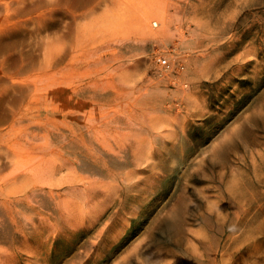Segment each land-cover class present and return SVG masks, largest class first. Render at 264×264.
<instances>
[{"label":"rangeland","instance_id":"obj_1","mask_svg":"<svg viewBox=\"0 0 264 264\" xmlns=\"http://www.w3.org/2000/svg\"><path fill=\"white\" fill-rule=\"evenodd\" d=\"M0 132V264H250L264 0H0Z\"/></svg>","mask_w":264,"mask_h":264},{"label":"bare ground","instance_id":"obj_2","mask_svg":"<svg viewBox=\"0 0 264 264\" xmlns=\"http://www.w3.org/2000/svg\"><path fill=\"white\" fill-rule=\"evenodd\" d=\"M105 1V0H104ZM114 1V0H113ZM115 2L116 3H118V4H120V2H121V0H115ZM96 4H98V3H96ZM158 16L159 17H162V18H160V19H163V16H160L159 14H158ZM163 22H164V19L162 20ZM153 24H156V25H158L159 26V23H158V20H154L153 21ZM151 25V22L148 24V26H150ZM151 27V26H150ZM149 27V28H150ZM151 29V28H150ZM155 30V29H154ZM35 85H36V82H35ZM88 115V114H87ZM88 120V119H87ZM21 127H22V125H21ZM14 128H16V127H14ZM13 128V129H14ZM23 128V127H22ZM26 129V128H25ZM22 130V129H21ZM20 130V131H21ZM11 131V130H10ZM24 131V130H23ZM8 132H9V130H8ZM26 132V131H25ZM28 132V131H27ZM9 134V133H8ZM21 134V133H20ZM23 134V133H22ZM24 135V134H23ZM0 136H2L3 137V133L2 132H0ZM1 137V138H2ZM18 137V136H17ZM36 137V136H35ZM23 138V137H22ZM18 139H20V137L18 138ZM27 140H28V136H27V138H26ZM16 140H17V138H16ZM31 140L33 141V139L31 138ZM30 140V141H31ZM18 141V140H17ZM24 142V141H23ZM26 142V141H25ZM36 143V142H35ZM34 143V144H35ZM15 144V143H14ZM27 144H28V142H27ZM51 144V143H50ZM20 145H21V143H20ZM36 145V144H35ZM44 145V144H43ZM46 145V144H45ZM52 145V144H51ZM17 146V145H16ZM25 146H27V145H25L24 144V147ZM39 146V145H38ZM13 147H15V146H13ZM12 147V148H13ZM40 147V149H41V145L39 146ZM22 148H23V145H22ZM21 148V149H22ZM44 148V147H43ZM46 148V147H45ZM15 149H17V147L15 148ZM43 150V149H42ZM14 152V151H13ZM56 163H58V162H56ZM15 164H19V163H15ZM50 165L51 164H53V162L52 163H49ZM54 164H55V162H54ZM55 165H57V164H55ZM60 165H62V163L60 164ZM43 166H44V164H43ZM54 166V165H53ZM49 167V166H48ZM52 167V166H51ZM52 169V168H51ZM1 170V169H0ZM24 170L26 171V172H29V169L28 168H26V169H23V170H19L20 172H24ZM28 170V171H27ZM42 170V166H41V164H37V165H35V166H32V167H30V172L31 173H34V176H37V174H39L40 173V171ZM12 171H15V169L14 170H12ZM18 171V172H19ZM1 172V171H0ZM51 172V171H50ZM17 172H15L13 175H9V176H13V177H15L14 175L16 174ZM50 174V173H49ZM17 175V174H16ZM22 175H24V173L22 174ZM43 175V174H42ZM41 174H40V177L42 176ZM46 175V174H45ZM17 176H19V175H17ZM0 177H1V175H0ZM7 177L8 176H6V179H7ZM11 177H9L8 179H10ZM39 177V178H40ZM86 177V176H85ZM3 178H4V176H3ZM2 178V179H3ZM33 178V177H32ZM35 178V177H34ZM33 178V179H34ZM43 178H45V177H43ZM89 178V177H88ZM6 179H4V181L6 180ZM19 179H20V177H19ZM90 179V178H89ZM18 180V179H17ZM25 180V179H24ZM27 180V179H26ZM7 181V180H6ZM10 181V180H9ZM8 181V182H9ZM33 181V180H32ZM11 182V181H10ZM20 182V181H19ZM41 182V181H40ZM7 183V182H6ZM6 186H7V184H6ZM54 191V190H53ZM52 191V192H53ZM5 192V191H4ZM24 193H25V191H24ZM23 192H22V195L24 194ZM18 194V193H17ZM27 194V193H26ZM53 195V194H52ZM21 197H23V196H21ZM13 198V197H12ZM9 202V201H8ZM10 205H11V203H10ZM12 208V207H11ZM90 208H92V207H90ZM78 209V208H77ZM89 209V208H88ZM74 210V209H73ZM80 210H82V209H80ZM73 214V213H72ZM85 214V213H84ZM10 215V214H9ZM13 216V215H12ZM80 217V216H79ZM70 218H72L71 217V215H70ZM85 218V217H84ZM177 218V217H176ZM5 219V218H4ZM7 219V218H6ZM5 219V220H6ZM86 219V218H85ZM78 220V219H77ZM68 221V220H67ZM71 222H73L72 220H70ZM74 221H75V219H74ZM70 222V223H71ZM78 224V223H77ZM55 226V225H54ZM259 227V229H264V227H263V225H259L258 226ZM80 228V227H79ZM103 231V230H102ZM175 235V234H174ZM11 255V254H10ZM250 264H264V253L263 254H261V255H259L258 257H256V259L255 260H253Z\"/></svg>","mask_w":264,"mask_h":264}]
</instances>
